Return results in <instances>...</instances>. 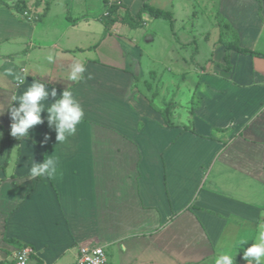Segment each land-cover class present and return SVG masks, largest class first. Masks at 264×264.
<instances>
[{"label": "crops", "instance_id": "0c3cea01", "mask_svg": "<svg viewBox=\"0 0 264 264\" xmlns=\"http://www.w3.org/2000/svg\"><path fill=\"white\" fill-rule=\"evenodd\" d=\"M16 1L0 0V258L18 249L3 243L12 238L7 220L28 206L52 228L48 241L30 247L39 264L63 254L73 262L80 246L96 244L119 264H215L222 252L246 264L243 249L264 221V57L231 50L225 70L219 48L221 66L208 78L203 114L232 134L242 126L243 137L227 146L188 141L179 132L176 142L155 144L153 153L151 142L121 138L135 133L128 126L136 116L130 39L89 16L85 1L54 13L50 0H19L32 20L12 8ZM241 29L254 48L239 46L264 54V20L248 17ZM75 63L85 65L79 82L67 79ZM18 77H26L23 84ZM33 81L55 88L56 99L68 88L79 102L83 118L65 141L57 142L46 110L25 143L10 135L8 106ZM49 157L58 161L55 177L27 179L32 160ZM242 238L248 243L237 251Z\"/></svg>", "mask_w": 264, "mask_h": 264}, {"label": "rangeland", "instance_id": "374dc122", "mask_svg": "<svg viewBox=\"0 0 264 264\" xmlns=\"http://www.w3.org/2000/svg\"><path fill=\"white\" fill-rule=\"evenodd\" d=\"M50 1L54 13H62V8H70L72 3H75L78 9L80 3L85 1L87 10L93 11H88V15L104 20L114 17L119 19L123 16L122 7L111 14V17L108 15L107 9L116 3L128 7L133 15L143 3L171 13V21L143 15V22L137 28H130L117 21L108 22L107 26L115 33L126 35L132 42V51H126V54L131 55L129 60L136 68L132 85L136 116L134 119L130 117L128 123L135 133H131L132 137L121 133L123 140L151 142L152 152L156 153L159 150L155 149V144L176 142L179 139L176 134L179 132H185L188 141H219L227 146L239 136L243 137L244 133H238L243 130L242 126L236 130L238 132L232 134L225 128L215 127L203 114L208 113L207 82L208 78L218 72V49L225 48V43L254 48L250 40L245 38L241 28L247 23L248 17L258 15L264 20L262 0ZM33 13L36 14L34 10ZM64 14L68 16L71 13L67 11ZM53 18L56 17L53 15ZM38 19L39 17L36 18ZM82 23L86 21L82 20ZM96 25L101 27L100 23ZM221 61L226 65L224 57ZM208 128L211 129L210 133L206 130ZM260 142L264 148V140ZM262 168L264 171V150ZM262 213L264 214V208ZM42 218L38 219L37 213L32 212L28 206L18 213L11 214L6 222V231L12 238L3 239V243L14 250L23 245L36 250V240L44 238L48 241V235L52 232V228ZM1 223L0 220V227L3 224ZM261 224H264V221ZM2 232L0 228V241ZM46 246L49 247L48 244ZM2 252L5 251L0 250V255ZM105 253L108 264H119L113 254L109 251ZM71 261L70 254H63L52 264H67ZM28 263L39 264L35 256H31Z\"/></svg>", "mask_w": 264, "mask_h": 264}, {"label": "clouds", "instance_id": "9594fccd", "mask_svg": "<svg viewBox=\"0 0 264 264\" xmlns=\"http://www.w3.org/2000/svg\"><path fill=\"white\" fill-rule=\"evenodd\" d=\"M47 59L52 61L53 57L48 56ZM84 71L85 65L83 63H75L71 66V72L67 79L79 82L84 79L82 75ZM25 79L26 77L17 78L20 84H23ZM49 95L55 99L54 102L46 106L41 101H46ZM56 97L57 92L55 88L49 92L46 84L39 81H33L22 95L18 97L13 96L12 103L8 106L13 121L11 123L10 135L21 143H25L24 138L30 136L28 130L43 122L41 113L45 110L49 113L47 116L49 126L51 127L55 123V130L57 131L56 140L58 143L66 140V132L68 136L75 134L76 126L81 122L84 115L79 102L68 88L60 94L59 99H56ZM17 100L20 102L19 108L15 107V101ZM0 136H2V133H0ZM47 139L48 137L45 136L42 143H46ZM57 164L58 161L51 157L44 158L42 164H36L32 160L27 179L31 180L36 177L54 178L57 173ZM257 230L258 236L256 237V242L250 247L243 249L244 244L248 243L246 239L242 238L236 242V250L243 249L242 258L246 264H264V224L259 225ZM215 264H234V258L227 252H222L215 259Z\"/></svg>", "mask_w": 264, "mask_h": 264}, {"label": "trees", "instance_id": "16d2710c", "mask_svg": "<svg viewBox=\"0 0 264 264\" xmlns=\"http://www.w3.org/2000/svg\"><path fill=\"white\" fill-rule=\"evenodd\" d=\"M124 8V13L123 16L119 19H116V17L114 18H107L106 20L102 19V21L104 22L105 25L108 24V22L110 21H114V22H119L123 25H127L130 28H137L140 24H142L143 19L142 16L143 15H147L149 17L152 18H159V19H165V20H172V15L169 11L161 9L159 7H155L153 5H150L148 3H143L137 13L135 15H133V13L131 12V10L122 5L121 3H116V4H111L109 10L107 9L108 15L111 17V14H113L115 11L118 10V8ZM12 8L17 12L22 14L25 8V4L22 3V1L20 2L19 0H17ZM225 46V55H224V59L226 61V65L223 66L222 68L225 70H228L229 66H230V61H229V52L231 50L236 51L240 54H250L252 56H260V57H264V54H261L257 51H253L251 49L248 48H242L240 47L238 44L235 43H230L227 42L224 44ZM221 66V65H219Z\"/></svg>", "mask_w": 264, "mask_h": 264}, {"label": "built area", "instance_id": "2783aa9c", "mask_svg": "<svg viewBox=\"0 0 264 264\" xmlns=\"http://www.w3.org/2000/svg\"><path fill=\"white\" fill-rule=\"evenodd\" d=\"M21 16L27 20L33 19L27 11H23ZM31 255V248L23 245L11 255L0 258V264H29L28 260ZM69 264H108V260L102 245H82L78 249L76 259Z\"/></svg>", "mask_w": 264, "mask_h": 264}]
</instances>
